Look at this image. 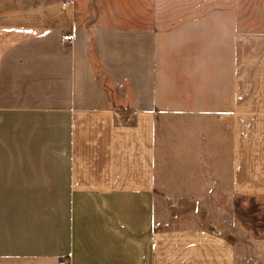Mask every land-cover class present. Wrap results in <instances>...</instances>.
Here are the masks:
<instances>
[{
	"label": "crops",
	"instance_id": "crops-1",
	"mask_svg": "<svg viewBox=\"0 0 264 264\" xmlns=\"http://www.w3.org/2000/svg\"><path fill=\"white\" fill-rule=\"evenodd\" d=\"M235 24L218 1L0 0V264H240L170 222L156 176L182 137V169L264 196V30Z\"/></svg>",
	"mask_w": 264,
	"mask_h": 264
},
{
	"label": "rangeland",
	"instance_id": "rangeland-1",
	"mask_svg": "<svg viewBox=\"0 0 264 264\" xmlns=\"http://www.w3.org/2000/svg\"><path fill=\"white\" fill-rule=\"evenodd\" d=\"M202 1H218L220 16L234 15L236 30H264V0ZM168 10L176 14L180 11L175 8ZM120 12L130 13L131 10L121 9ZM145 12L146 9L143 10ZM96 69L112 96H129V91H117L111 87L110 80L97 63ZM178 132L182 135V130ZM168 140L161 137L158 144L156 176L160 180L170 181L169 184L164 181V184L157 186L159 207L169 210L170 222L182 223V210H189L191 215L187 213L186 219L198 224L213 225L214 229L234 242L240 264H264V196L233 195L227 179H223L218 185L210 184L209 177L214 172L209 163L207 165L203 162L199 167L195 159L190 168L182 169V137L170 139V143ZM218 174L228 175L223 163L218 165ZM182 176L193 181L185 186V196L182 195Z\"/></svg>",
	"mask_w": 264,
	"mask_h": 264
},
{
	"label": "trees",
	"instance_id": "trees-1",
	"mask_svg": "<svg viewBox=\"0 0 264 264\" xmlns=\"http://www.w3.org/2000/svg\"><path fill=\"white\" fill-rule=\"evenodd\" d=\"M93 44V40L90 42V46ZM104 73V72H103ZM104 75H106V77L108 78V75L104 73Z\"/></svg>",
	"mask_w": 264,
	"mask_h": 264
},
{
	"label": "built area",
	"instance_id": "built-area-1",
	"mask_svg": "<svg viewBox=\"0 0 264 264\" xmlns=\"http://www.w3.org/2000/svg\"><path fill=\"white\" fill-rule=\"evenodd\" d=\"M60 264H66L65 260L61 261Z\"/></svg>",
	"mask_w": 264,
	"mask_h": 264
}]
</instances>
